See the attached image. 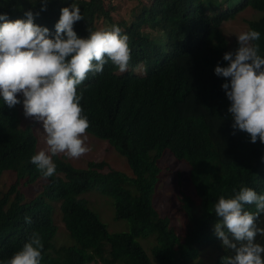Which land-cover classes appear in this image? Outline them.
<instances>
[{
  "label": "trees",
  "instance_id": "obj_1",
  "mask_svg": "<svg viewBox=\"0 0 264 264\" xmlns=\"http://www.w3.org/2000/svg\"><path fill=\"white\" fill-rule=\"evenodd\" d=\"M104 2L48 0L40 11L41 0H0V14L14 21L38 12L34 23L52 35L60 9L75 3L83 16L74 25L79 37L87 38L103 20L105 28L116 25L129 36L132 56L129 71L120 73L109 61L78 89L90 123L86 134L106 141L131 176L105 170L103 161L76 168L57 156V174L44 179L30 162L37 137L30 125H21L22 103L9 109L0 98V262L36 231L44 245L41 264H220L234 253L214 235L215 203L242 187L264 194V144L251 143L245 132L233 134L230 101L221 88L227 81L214 74L218 64L227 66L224 53L238 47L237 41L228 44L221 25L247 8L259 13L248 30L261 33L255 43L264 56V0H152L130 23L111 21L114 7ZM137 65L147 76L132 71ZM168 153L188 168L191 190L179 198L181 234L153 203L160 161ZM11 173L14 181L5 188L2 180ZM93 192L112 200L114 219L127 222V232L107 231L84 196ZM257 224L264 228V215ZM143 241H151L149 255ZM256 242L264 246V237Z\"/></svg>",
  "mask_w": 264,
  "mask_h": 264
},
{
  "label": "clouds",
  "instance_id": "obj_2",
  "mask_svg": "<svg viewBox=\"0 0 264 264\" xmlns=\"http://www.w3.org/2000/svg\"><path fill=\"white\" fill-rule=\"evenodd\" d=\"M48 0H41L40 11L46 10ZM39 13L29 10L24 19L9 20L0 14V98L9 108L22 103L25 118L41 124L47 149H41L30 159L44 179L57 174L53 158L65 154L79 159L91 151L87 144L90 123L83 115L82 92L79 87L89 74H100L109 61L120 73L131 65L130 38L112 25L90 31L81 38L74 25L83 19L80 8L72 3L60 9L55 34L34 23ZM261 33L249 29L237 37L238 47L226 52L214 68L217 77L227 82L221 85L230 107L227 112L235 131L245 132L250 142L264 144V56L255 43ZM132 71L147 76L142 65ZM22 97L23 99H19ZM254 206L255 211L248 207ZM218 222L214 235L221 246L234 255L222 256L220 264H264V246L256 242L264 237L258 219L264 215V194L242 187L231 198L220 196L214 205ZM26 224L32 223L25 216ZM43 242L39 232L33 231L27 242L0 264H41Z\"/></svg>",
  "mask_w": 264,
  "mask_h": 264
},
{
  "label": "rangeland",
  "instance_id": "obj_3",
  "mask_svg": "<svg viewBox=\"0 0 264 264\" xmlns=\"http://www.w3.org/2000/svg\"><path fill=\"white\" fill-rule=\"evenodd\" d=\"M89 1V0H86ZM152 0H105V5L110 4L113 6V12L110 11L109 14L111 21L121 22L125 21L130 23L135 15L138 14L139 9L144 6H149ZM259 17V13L247 8L240 14L234 17V20L228 21L221 25L223 30V35L225 36L229 45L236 42V37L244 31L248 30V23ZM98 29L107 27L106 22L103 20H98L96 23ZM147 30V29H146ZM23 99L22 97H18ZM21 111L23 113V107L21 105ZM22 127L30 125L34 130L37 137V152L41 149L46 150L47 146L44 142V137L42 135V127L40 123L35 122L31 118L21 119ZM87 144L91 148V151L86 155L80 157L79 159H70L65 154L58 155L65 162H69L72 166L76 168H85L88 162H105L108 166L105 170L111 168L113 170L120 171L127 176H131L132 173L128 168L123 157L117 155L111 146L106 141H101L95 139L94 137L87 134ZM161 174L159 182L157 184L156 193L154 194L153 203L156 211L161 217H170L171 225L173 226L177 234L183 233V223L182 215L179 213L180 203L179 198L182 192H190L191 187L187 179L188 168L181 163H177L175 159L168 153L165 154L160 161ZM14 175L11 173L5 175L2 182L5 188L14 181ZM39 185L34 186L32 190L38 189ZM29 189L25 190L24 193L27 195ZM30 194V193H29ZM90 204L91 209L99 216L101 222L105 225L109 233H122L129 230V225L123 220L114 219V210L112 206V200L100 193L93 192L84 195ZM77 219V215H74L70 219V223L74 224ZM56 224L63 229V224L56 218ZM59 240L60 237L58 236ZM151 241H143L142 246L146 253L149 255ZM91 264H101L96 261Z\"/></svg>",
  "mask_w": 264,
  "mask_h": 264
}]
</instances>
